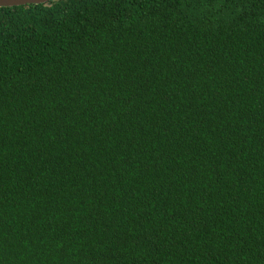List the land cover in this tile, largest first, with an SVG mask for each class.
<instances>
[{
  "label": "trees",
  "instance_id": "trees-1",
  "mask_svg": "<svg viewBox=\"0 0 264 264\" xmlns=\"http://www.w3.org/2000/svg\"><path fill=\"white\" fill-rule=\"evenodd\" d=\"M0 264H264V0L0 7Z\"/></svg>",
  "mask_w": 264,
  "mask_h": 264
},
{
  "label": "water",
  "instance_id": "water-1",
  "mask_svg": "<svg viewBox=\"0 0 264 264\" xmlns=\"http://www.w3.org/2000/svg\"><path fill=\"white\" fill-rule=\"evenodd\" d=\"M53 0H0V7L22 6L27 4H42Z\"/></svg>",
  "mask_w": 264,
  "mask_h": 264
}]
</instances>
